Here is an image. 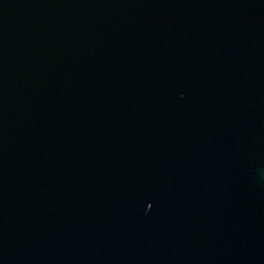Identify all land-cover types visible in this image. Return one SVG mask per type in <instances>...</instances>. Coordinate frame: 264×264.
<instances>
[{"label": "water", "instance_id": "1", "mask_svg": "<svg viewBox=\"0 0 264 264\" xmlns=\"http://www.w3.org/2000/svg\"><path fill=\"white\" fill-rule=\"evenodd\" d=\"M0 264H264V0H0Z\"/></svg>", "mask_w": 264, "mask_h": 264}]
</instances>
